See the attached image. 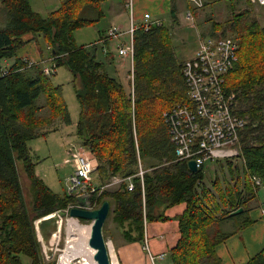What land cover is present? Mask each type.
I'll return each instance as SVG.
<instances>
[{"label": "trees", "instance_id": "obj_1", "mask_svg": "<svg viewBox=\"0 0 264 264\" xmlns=\"http://www.w3.org/2000/svg\"><path fill=\"white\" fill-rule=\"evenodd\" d=\"M30 1L0 0V264H23L22 256L29 264H55L44 258L35 221L76 201L67 190L54 192L36 174L28 147L58 124H71L62 86L52 82L54 73L45 74L40 63L28 65L18 55L37 35L53 68L64 66L72 74L79 106L75 135L98 163L94 207L105 200L113 204V221L124 238L143 242L145 222L169 220L164 210L185 204L174 216L179 238L169 250L171 264H221L217 247L231 233L223 232L219 222L237 215L239 229L252 223L246 214L257 195L254 178L264 186V25L253 21L241 26V16H235L238 60L226 74V88L235 92L236 113L246 120L238 141L241 164L228 161L227 172L206 180L204 167L193 172L175 158L163 119L164 111L187 102L183 61L174 52L170 29L153 23L134 32L131 93L113 74L115 57L105 48L109 40L102 41L105 33L98 42H75V30L102 18L100 0H60L46 16L34 11ZM172 18H177L175 7ZM220 29L214 23L210 35ZM219 35L226 36L224 31ZM38 55L42 60L41 50ZM139 162L142 185L136 176ZM113 176L132 177L134 189L121 183L114 191H100ZM238 208L242 211L230 215ZM245 264H264L262 252Z\"/></svg>", "mask_w": 264, "mask_h": 264}, {"label": "rangeland", "instance_id": "obj_2", "mask_svg": "<svg viewBox=\"0 0 264 264\" xmlns=\"http://www.w3.org/2000/svg\"><path fill=\"white\" fill-rule=\"evenodd\" d=\"M30 4L34 11L46 16L49 12L59 7L60 0H31ZM175 5V17L178 18L174 19L167 16L164 18V24L171 31V41L174 52L177 58L182 61L194 56L200 40L209 36L213 32L214 23H218L222 28L218 30L215 35H219L224 31L226 36H229L234 40H237L233 27L236 15L241 16V26L247 25L253 21H258V23L264 25V5H259L257 2H252L251 0H205L200 7L191 4L188 0H181V2L178 0ZM188 11L191 12V18H187L186 16ZM108 16V14H105L99 21H97V23H92L75 30L74 39L76 44H88L89 42L94 41V39H97V30L102 31L105 29L107 31L109 29H107L109 22ZM3 23L4 15L0 7V25ZM35 40L37 41L36 44L35 42L29 43V45L24 46L19 52L20 54L26 53L32 58V55L37 53V50H41L43 62L42 64L40 63V65L43 68H50L52 70V73L50 74L54 73L51 76L52 82L62 86L63 97L68 106L71 124H58L56 131L51 132L45 137L30 140L28 142V147L35 158L36 174L40 176L54 192L62 193L67 187L66 179L73 170L71 162L72 155L70 152L73 148H78L80 146L79 140L75 135L79 106L73 90L72 74L64 66L53 68V63L51 61L52 57H49V50L42 40V36L37 35ZM37 59H39L38 54ZM123 60V63H118L120 64L118 65L120 67L118 72L125 83L127 91H131L132 84L129 78L130 60L129 58ZM235 148L238 154V144ZM228 161L233 164H241V159L237 155L229 159L224 158L207 161L203 169L206 180L212 179L216 175L221 176L224 172H227L226 167ZM91 177L93 178L95 175L92 174ZM21 178L25 192L27 189L26 179L23 174ZM120 178L121 177L119 176H113L109 182L114 183L104 188H100V191L106 189L108 191L116 190L119 187V183L115 181ZM93 185L95 188L99 187L98 182ZM260 202H264V186L257 187V195L251 202V205L260 204ZM238 218L237 215H234L228 219L222 220L219 222L218 227L223 232L234 229V227L237 226ZM73 221L78 222L83 233L91 227V221L72 218L68 214L66 216H60L57 213H52L50 217L35 221L37 237L41 243L42 252L46 261L55 260V264H59L60 256L65 250L68 237L69 235H72L74 231L72 226V223H74ZM103 232L108 243L112 263L115 264V262H113L115 260L112 244L113 240L121 239V235L119 228L113 221L112 206L105 221ZM21 258L23 264H29L30 260L28 257L22 256ZM72 264H82V262L79 258H75L72 260ZM85 264H87V262Z\"/></svg>", "mask_w": 264, "mask_h": 264}, {"label": "built area", "instance_id": "obj_3", "mask_svg": "<svg viewBox=\"0 0 264 264\" xmlns=\"http://www.w3.org/2000/svg\"><path fill=\"white\" fill-rule=\"evenodd\" d=\"M195 6H202L205 0H188ZM259 5H264V0H251ZM130 5V4H129ZM191 18V12L186 14ZM140 25L148 30L150 25L160 24L151 21L149 14H145ZM139 26L131 23L129 28L121 31L118 27H110L103 40L117 39L123 34L128 35V40L120 42L116 51L121 59L129 58L131 69L129 78L133 92V55L134 32ZM237 42L222 35H209L200 40L199 46L191 58L182 62L181 72L186 86L187 102L177 103L163 112V119L168 128L170 141L174 146L177 160H194L196 167L202 168L205 163L215 159H229L237 155L235 146L239 141L240 131L246 120L237 115V98L234 91L226 88V74L233 68L238 60ZM31 61L28 62L30 65ZM45 74L52 73L50 68L44 67ZM131 92V93H132ZM72 173L67 177L66 190L75 197L72 207L92 209V193L96 188L91 186L92 173L96 170L97 159L82 147L73 148ZM144 170L139 162L138 176L142 183ZM119 185L125 184L128 191L134 189L132 177L120 178L115 181ZM255 185L263 186L259 178H254ZM114 182L102 186L111 185ZM264 212V203L262 204ZM143 248L148 249L147 238L144 237ZM162 256V255H161ZM160 256V257H161Z\"/></svg>", "mask_w": 264, "mask_h": 264}, {"label": "crops", "instance_id": "obj_4", "mask_svg": "<svg viewBox=\"0 0 264 264\" xmlns=\"http://www.w3.org/2000/svg\"><path fill=\"white\" fill-rule=\"evenodd\" d=\"M177 1L178 0H100L99 6L102 10V17L105 14L109 15L107 29L116 26L121 31H125L129 28L131 23L140 26L144 21L143 18L145 14H149L151 21H159L164 24L165 17H172V10L174 7L176 8L175 4H177ZM95 23H97V21ZM97 32V39H94V41L88 44L98 42L102 34L106 33V30H97ZM27 37L29 38L30 36L26 35V38ZM127 38L128 35L123 34L119 38L109 39V41L105 43V48L111 51L115 57V69L113 74L124 86L125 83L118 72L120 69L118 66L120 64L118 63H123L124 60L118 56L116 46L120 42L126 41ZM34 42L36 44V41H30L29 43ZM29 43L27 45H29ZM100 44L103 45V42ZM37 54L38 50L37 53L32 55V58L26 53L18 55L23 56L22 58L30 59L29 61L31 62L35 61L36 63L42 64L43 61L37 59ZM82 148L88 153H91L88 149ZM92 174H94L95 177L92 178L90 185L94 187L93 184L97 183V174L95 171ZM263 203L264 202H260V204L251 206L247 212L246 215L252 220V223L244 228L239 229L236 226L234 229L225 232L231 233V235L217 247V255L220 258L221 264H245L250 258L260 252H262L264 258ZM111 206L113 208V204L110 205V208ZM184 208L185 204H177L164 210V213L170 217L169 220L145 222L144 237L147 238L148 242L147 250L143 248V242L126 240L122 229L115 222L120 230L121 239L113 240L112 248L115 260L113 262H115V264H171V260L168 257L169 250L176 244L179 238L178 221L174 219V216L181 214Z\"/></svg>", "mask_w": 264, "mask_h": 264}, {"label": "water", "instance_id": "obj_5", "mask_svg": "<svg viewBox=\"0 0 264 264\" xmlns=\"http://www.w3.org/2000/svg\"><path fill=\"white\" fill-rule=\"evenodd\" d=\"M189 170L196 172L195 161L190 160L187 162ZM242 211V208H238L230 213V215L237 214ZM110 212V203L108 201L102 202V204L96 208L87 209L81 207H72L67 211H59L58 215L66 216L67 214L72 218L83 219L91 221L90 234L88 238V246L94 250L93 260L96 264H113L110 257L108 243L104 236V224Z\"/></svg>", "mask_w": 264, "mask_h": 264}, {"label": "bare ground", "instance_id": "obj_6", "mask_svg": "<svg viewBox=\"0 0 264 264\" xmlns=\"http://www.w3.org/2000/svg\"><path fill=\"white\" fill-rule=\"evenodd\" d=\"M73 222L74 223H72V226L74 228V231L72 235H69L68 237L65 250L60 256L59 264H72V260L75 258H79L82 264L84 262H87V264H96L95 261L92 259L94 250L87 245L90 229L88 228V230L83 233L78 222Z\"/></svg>", "mask_w": 264, "mask_h": 264}]
</instances>
